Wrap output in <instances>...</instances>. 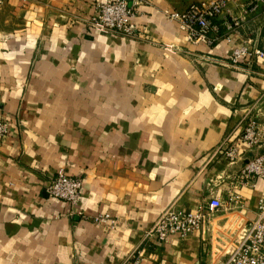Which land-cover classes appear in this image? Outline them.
Here are the masks:
<instances>
[{
	"label": "crops",
	"instance_id": "1",
	"mask_svg": "<svg viewBox=\"0 0 264 264\" xmlns=\"http://www.w3.org/2000/svg\"><path fill=\"white\" fill-rule=\"evenodd\" d=\"M109 1L0 8V264H218L200 230L168 243L148 231L169 207L195 212L233 192L250 217L264 192L238 183L264 151L241 140L249 119L264 132V60H231L264 48L262 9L226 0L210 45L168 16L210 0L131 3L130 36L91 28ZM60 169L83 180L73 208L47 193Z\"/></svg>",
	"mask_w": 264,
	"mask_h": 264
},
{
	"label": "built area",
	"instance_id": "2",
	"mask_svg": "<svg viewBox=\"0 0 264 264\" xmlns=\"http://www.w3.org/2000/svg\"><path fill=\"white\" fill-rule=\"evenodd\" d=\"M143 0H112L97 6L96 16L90 22L93 29L105 33L130 36L134 30L130 20L134 15L131 5H138ZM4 0H0V8ZM227 7L226 0H210L203 3H193L182 10L169 12L170 19L180 23L187 31L190 41L204 40L208 44L218 41L220 27L214 21ZM262 9L264 14V0H251L249 9L255 11ZM242 57H246L247 63L264 60V48L249 49L247 46L233 51L232 63L237 64ZM8 135V125L0 122V139ZM242 142L251 151L264 147V132L257 121L249 119L241 137ZM230 164L240 160L241 154L237 146H229L223 153ZM239 184L256 185L258 180L264 182V151L247 160L238 176ZM83 180L69 175L63 169L57 171L55 177L46 188L47 193L57 199L63 200L73 208L80 199ZM229 206L221 197L212 195L208 201L203 202L195 212H184L173 207L165 209L153 224L149 235H156L160 242L168 243L174 238H185L200 227L206 216L233 210L234 213L243 209L242 196L233 192L229 196ZM234 205L235 208L231 207ZM239 206V208H237ZM235 209V210H234ZM239 239L233 240L231 249L225 251L224 257L218 264H264V192L257 199L253 215L246 216ZM109 215L98 216L93 220L104 222ZM210 221V220H209ZM141 256L133 255L131 264H141Z\"/></svg>",
	"mask_w": 264,
	"mask_h": 264
},
{
	"label": "rangeland",
	"instance_id": "3",
	"mask_svg": "<svg viewBox=\"0 0 264 264\" xmlns=\"http://www.w3.org/2000/svg\"><path fill=\"white\" fill-rule=\"evenodd\" d=\"M229 200L230 198L225 201L228 206ZM231 207L235 208L234 205H231ZM236 210L235 213L233 210H226L216 215L206 216L202 227L197 230L204 232V234L208 235V238H213V243L209 242L208 247L210 252L215 255L214 258L217 261H221L225 251L231 249L234 244L233 240L239 239V231H241L242 224L247 219L246 215L239 212V209ZM209 255L211 254L209 253Z\"/></svg>",
	"mask_w": 264,
	"mask_h": 264
}]
</instances>
